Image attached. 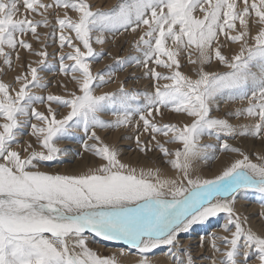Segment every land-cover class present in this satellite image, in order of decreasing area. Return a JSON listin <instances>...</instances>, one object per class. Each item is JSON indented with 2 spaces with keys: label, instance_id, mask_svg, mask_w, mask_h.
<instances>
[{
  "label": "snow or ice",
  "instance_id": "6c2138e0",
  "mask_svg": "<svg viewBox=\"0 0 264 264\" xmlns=\"http://www.w3.org/2000/svg\"><path fill=\"white\" fill-rule=\"evenodd\" d=\"M128 31H139L133 44L138 55L117 63L121 70L133 63L143 67L155 82L153 91L130 93L121 84L115 93L96 95L109 81L91 71L100 56L93 42L102 45L107 34ZM50 36L70 49L59 55V72L71 76L79 94L64 98L33 91L48 87L40 71L49 67ZM21 50L39 59L25 63ZM184 56L195 78L181 71ZM214 61L225 71L205 70ZM14 64L20 69L14 82L0 80V264H120L92 250L86 234L127 246L121 255L138 257L134 264H154L150 255L161 247L175 264H195L187 248L181 252L178 235L219 213L226 215L222 230L228 235H211L212 264H264V226L254 231L234 210L241 190L264 193V152L253 162L221 140L254 138L264 145V0H120L107 11L93 10L87 0H0V73ZM162 80L170 83L161 85ZM225 93L229 101H247L231 115L249 123L210 115ZM52 104L69 109L67 115L58 119ZM162 107L186 114L191 123L156 122ZM106 108L115 119L103 118ZM134 117L136 132L148 136L143 141L136 135L139 151H158L175 178L120 162L117 149L97 134L127 129ZM26 126L35 144L21 145ZM75 130L93 141L84 150L100 158L99 166L73 175L40 171L42 162L63 153L57 141ZM203 136H215L221 151L240 157L213 179L192 176L193 161L207 158L211 147L200 145ZM170 144L180 147L171 151Z\"/></svg>",
  "mask_w": 264,
  "mask_h": 264
},
{
  "label": "rangeland",
  "instance_id": "374dc122",
  "mask_svg": "<svg viewBox=\"0 0 264 264\" xmlns=\"http://www.w3.org/2000/svg\"><path fill=\"white\" fill-rule=\"evenodd\" d=\"M43 2L48 3L50 0H43ZM87 2L90 3L93 10L99 9L101 11H107L117 6L120 0H87ZM21 11L23 12L22 5ZM60 11L62 13L63 10ZM69 15L75 18V13L69 12ZM33 18L40 19L39 16H35ZM49 19L50 21H54L55 13L50 16ZM38 31L43 34L47 30L45 28H39ZM71 35L74 37V34ZM138 35L139 31L136 33L131 31L126 33L120 32L115 35L107 34L104 44H95L93 42V48L96 52L100 53V56L92 60L90 65L91 71L94 74L104 73L105 79L109 81L108 83L103 84L102 86L95 89L96 95L115 93L120 89L121 84H123L124 89L130 93H145L153 91L155 82L150 78L145 77V69L143 67L137 66L133 63L121 70L117 63L118 58L138 55L133 48V44L138 38ZM27 39L33 44L35 49L40 50V43L32 41L30 37H27ZM55 41L56 36H50L47 40L46 51L48 53L47 63L49 67L42 68L40 71V75L43 76L48 82V87L46 90L33 89V91L42 96L52 94L68 98L69 94L73 91L79 94L77 86L71 79V76L63 75L59 72V55L70 51V49L67 47L61 49L58 43ZM41 42H44L43 36L41 38ZM73 42L78 44V42L75 40ZM225 54H228L227 50L225 51ZM21 55L24 57L25 63L39 59V57L34 55L29 56L27 53L23 52V50H21ZM65 63L71 62L66 60ZM182 65L181 71L184 74L192 75L193 78H195L194 73L192 72L193 65L188 64L187 56H184L182 59ZM33 66L36 65L34 64ZM205 70L222 72L225 71V68L223 66H218L214 61L213 64L210 67H206ZM19 71V67L14 64L13 70H5L4 72L0 73V80L6 83L14 82V78ZM157 71L162 73L167 72V70L163 68H157ZM159 83L163 85L164 83L170 82L162 80L159 81ZM15 87L18 89L19 85H15ZM133 103H137V101H134ZM138 103H143L142 97ZM246 105L247 101L227 100V94L225 93L223 96L217 97L216 103L212 105L210 115L213 118L227 119L233 124L249 123V121L243 118L238 120L235 116L231 115V113H234L237 108L245 107ZM34 106L40 111H44L45 113L47 112V107L45 105L37 104ZM51 107L56 111L58 119H62L63 116L67 115L69 110L62 106L58 107L56 104H52ZM161 113V115L155 116V121L158 123H173L177 124L178 127H183L184 124L191 123L190 118H188L186 114L175 113L170 109L163 107L161 108ZM103 118L106 121L115 119V117L112 115V110L107 108L105 109ZM137 120L138 117H134L132 126L127 129L118 128L99 130L97 134L101 137V140L105 144L113 146L117 149L120 162L137 167L138 169L158 168L162 170L163 174L168 178H175V170H173L165 162L164 158L158 151H153L147 154L141 153L139 151L136 143V135H141V139L143 141H147L148 136L146 134L136 132ZM31 122L35 123L36 121L33 119ZM158 138L163 142V137ZM19 139L21 145L25 144L26 142H32L35 144L34 138L30 136V128L28 126L21 130ZM224 139H227V142L232 147H237L244 151L245 154L249 155V158L253 162H258L257 156L261 154V152H264V145H262L259 140L254 138L231 139L221 136V140ZM85 142L89 144L93 143V141L87 140V137H85L83 132L80 130L72 131L70 135L60 138L57 141V146L63 149V153L58 155L53 161L42 162L39 170L50 174L73 175L82 174L89 169L98 167L101 163L100 158L94 156L91 152H86L84 150ZM220 142L221 141L217 140L215 136L201 137L199 141L200 145H210L211 147L206 150L207 158H198L193 161V178L199 176L204 179H213L215 176L219 175L223 169L230 164V162L240 158L238 154L225 153L221 151L219 146ZM166 147H168L171 151H175L177 147H180V145L170 144L166 145ZM36 150H40L38 145H36ZM234 210L242 220L247 221L246 226L251 227L258 233L262 231V226H264V215H262L264 214V193H260L255 190H241L236 195L234 201ZM225 222L226 215L224 213H219L214 217H209L203 222L193 224L187 232L179 233V240L185 239V237L189 234H193L190 237H194V240H192V243L190 244L191 247L180 242L181 252H183V249L187 248L194 259L195 264H212L214 254L211 247L209 246L210 238L212 234H216L218 236L228 235L222 230V225ZM86 235H88L87 238L90 243L88 246L102 257H115L120 262V264H134V261L138 258L135 256H122L121 250L127 249V246L123 244H115L110 241H103L95 237L93 234ZM111 248L115 249L112 250ZM150 258L154 261V264H175L174 260L168 255L167 247H161L160 249L154 250V252L150 255Z\"/></svg>",
  "mask_w": 264,
  "mask_h": 264
},
{
  "label": "bare ground",
  "instance_id": "6f19581e",
  "mask_svg": "<svg viewBox=\"0 0 264 264\" xmlns=\"http://www.w3.org/2000/svg\"><path fill=\"white\" fill-rule=\"evenodd\" d=\"M27 138V137H26ZM66 142V141H65ZM66 144V143H65ZM62 145H64V144H62ZM68 145V144H67ZM67 151V150H66ZM79 173V172H78ZM258 195V194H257ZM191 235H193V234H189V235H187L186 237H185V239H180L179 241L181 242V243H183L184 245H187V246H189V247H191V243H192V240H194V237H190ZM86 236H88V235H86ZM90 237V236H89ZM190 237V238H189ZM91 238V237H90ZM92 239V238H91ZM96 239V238H95ZM93 241V240H92ZM96 242H98V241H96ZM112 243H115V244H122V243H116V242H112ZM207 243V242H206ZM90 244V243H89ZM94 244V243H93ZM101 246V245H100ZM194 246V245H193ZM210 246V245H209ZM101 248V247H100ZM116 248V247H115ZM115 248H111L112 250H114ZM110 249V250H111ZM116 249H118V248H116ZM164 249V248H163ZM201 250V249H200ZM201 252V251H200ZM190 253V252H189ZM199 253V252H198ZM196 254V253H195ZM199 263V262H198Z\"/></svg>",
  "mask_w": 264,
  "mask_h": 264
}]
</instances>
